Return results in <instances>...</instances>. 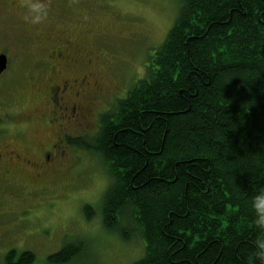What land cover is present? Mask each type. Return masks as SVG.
Wrapping results in <instances>:
<instances>
[{"label":"trees","instance_id":"obj_1","mask_svg":"<svg viewBox=\"0 0 264 264\" xmlns=\"http://www.w3.org/2000/svg\"><path fill=\"white\" fill-rule=\"evenodd\" d=\"M118 97L78 141L109 178L101 217L86 205L87 220L112 233L127 221L144 245L131 264H245L257 236L248 205L264 186V0H182L144 75ZM82 250L66 244L47 262ZM35 261L11 251L2 264Z\"/></svg>","mask_w":264,"mask_h":264},{"label":"rangeland","instance_id":"obj_2","mask_svg":"<svg viewBox=\"0 0 264 264\" xmlns=\"http://www.w3.org/2000/svg\"><path fill=\"white\" fill-rule=\"evenodd\" d=\"M60 3V8L73 14L70 19L71 34L79 25L75 18L77 15L84 25L94 22L93 29L99 28L102 35L97 42L113 67L95 65L104 73L101 82L106 100L100 99L99 106L105 104V110L110 98L116 94L118 98L125 97L129 88L144 75L150 56L162 45L174 25L182 0H60ZM22 14L18 8H0V49L2 46L7 49H25L28 46L38 49V40L30 41L26 31H41L48 23L29 25L22 19ZM55 22L60 24L58 20L51 24ZM48 31L49 26L43 34ZM4 77L0 79V104L3 101L15 103V107H7L4 111L10 114V118L4 117L5 126L17 129V123H23L26 134L21 141L31 140L40 149L49 145L55 139L56 127L45 124L44 112L47 113L48 106L43 101L19 98L21 87H16L9 75ZM42 82H34V88L37 89ZM4 112L0 110V115ZM28 117L33 120L28 122ZM68 157L71 161L76 158L80 163L72 168L71 178L68 176L70 182L66 185V182L63 184L56 180L53 187L38 190L33 195L0 199V210L3 207L29 208L25 215L28 220L23 224L25 229L17 245L34 251L36 261L33 264H49L47 257L50 254L73 242H83V250L67 264H131L144 254L142 239L138 234L133 235L127 221L122 224L120 232L113 233L101 224L103 198L109 187L104 163L83 150H69ZM86 205L93 206L96 216L100 217L87 220ZM17 217L5 214L1 219L4 226L10 228ZM123 232L132 238H122L120 233ZM8 236H13V232L9 231Z\"/></svg>","mask_w":264,"mask_h":264},{"label":"flooded vegetation","instance_id":"obj_3","mask_svg":"<svg viewBox=\"0 0 264 264\" xmlns=\"http://www.w3.org/2000/svg\"><path fill=\"white\" fill-rule=\"evenodd\" d=\"M21 2L0 0V8L13 7L24 12ZM47 2L48 25L41 31L32 28L26 31L30 41L38 40V49L32 46L7 49L2 46L0 54L7 56L8 64L0 74V79L9 75L16 87H21L19 98L43 101L48 106L47 113L44 112V121L48 127H56L55 139L41 149L31 140L21 141L26 134L23 123H17V129L5 126L4 117L10 118V114L4 111L7 107H15V103L3 101L0 104V110L4 112V115H0V199H19L25 194L33 195L38 190L53 187L56 180L58 183L66 182L65 185L70 182L68 176L71 178L72 168L80 162L76 158L71 161L68 151L83 150L88 154V150L79 145L78 141H86L96 135L100 127V116L106 106H99L100 99L106 100L101 82L104 73L95 65L113 67L97 42V38L102 36L99 28L93 29L94 22L84 25L76 15L79 25L71 34L70 19L73 14L60 8V0ZM54 20L60 24H51ZM48 26L49 31L44 35ZM40 80L43 82L37 86L41 88L35 89L34 82ZM32 120L28 117V122ZM28 212V207H3L0 210V257L3 253L5 258L11 251L18 254L24 251L25 247L17 245V242L21 240ZM5 214L14 218L18 216L10 228H6L1 219ZM9 231L13 232V236H8ZM14 258L17 260L18 256Z\"/></svg>","mask_w":264,"mask_h":264},{"label":"clouds","instance_id":"obj_4","mask_svg":"<svg viewBox=\"0 0 264 264\" xmlns=\"http://www.w3.org/2000/svg\"><path fill=\"white\" fill-rule=\"evenodd\" d=\"M22 19L29 25H43L49 17L47 0H22ZM251 223L257 232L252 242V250L246 256L245 264H264V186H260L249 202Z\"/></svg>","mask_w":264,"mask_h":264},{"label":"water","instance_id":"obj_5","mask_svg":"<svg viewBox=\"0 0 264 264\" xmlns=\"http://www.w3.org/2000/svg\"><path fill=\"white\" fill-rule=\"evenodd\" d=\"M8 59L5 54H0V74L7 68Z\"/></svg>","mask_w":264,"mask_h":264}]
</instances>
